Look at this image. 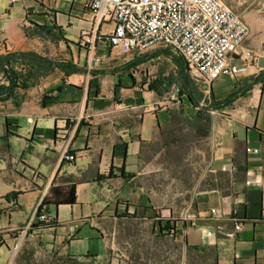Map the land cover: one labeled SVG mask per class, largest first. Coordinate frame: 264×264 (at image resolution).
Returning <instances> with one entry per match:
<instances>
[{
  "label": "crops",
  "instance_id": "obj_1",
  "mask_svg": "<svg viewBox=\"0 0 264 264\" xmlns=\"http://www.w3.org/2000/svg\"><path fill=\"white\" fill-rule=\"evenodd\" d=\"M82 1L0 0V264H264V53L205 95L165 45L82 44Z\"/></svg>",
  "mask_w": 264,
  "mask_h": 264
},
{
  "label": "built area",
  "instance_id": "obj_2",
  "mask_svg": "<svg viewBox=\"0 0 264 264\" xmlns=\"http://www.w3.org/2000/svg\"><path fill=\"white\" fill-rule=\"evenodd\" d=\"M81 5L91 12L94 23L92 36L80 29L82 44L98 39L136 50L165 45L183 58L193 78L207 84L220 74L244 71L264 53V46L258 50L242 45L249 28L223 0H83ZM100 24L109 29L99 31ZM63 157L68 159L69 154L64 151ZM212 213L215 208L209 209ZM35 220L48 222L50 216L37 208L25 228ZM240 226L234 220L227 234L233 236Z\"/></svg>",
  "mask_w": 264,
  "mask_h": 264
},
{
  "label": "rangeland",
  "instance_id": "obj_3",
  "mask_svg": "<svg viewBox=\"0 0 264 264\" xmlns=\"http://www.w3.org/2000/svg\"><path fill=\"white\" fill-rule=\"evenodd\" d=\"M223 4L230 6L232 10L238 13L246 22L251 36L249 37L250 43L257 45V39L263 38L262 41L258 42L260 46H264V1L263 0H223ZM170 50V48H169ZM142 51V50H141ZM171 51V50H170ZM172 52V51H171ZM188 71V70H187ZM189 76H193L189 73ZM223 78L219 76L216 80ZM202 93L208 95V84L204 83L199 79L193 78Z\"/></svg>",
  "mask_w": 264,
  "mask_h": 264
},
{
  "label": "trees",
  "instance_id": "obj_4",
  "mask_svg": "<svg viewBox=\"0 0 264 264\" xmlns=\"http://www.w3.org/2000/svg\"><path fill=\"white\" fill-rule=\"evenodd\" d=\"M29 55H31L29 52H22V51L10 52L5 55L4 62L7 63L9 60L24 62L28 58ZM10 71L12 72L8 75V77L9 76L16 77L18 75V73L14 72L13 70H10Z\"/></svg>",
  "mask_w": 264,
  "mask_h": 264
}]
</instances>
